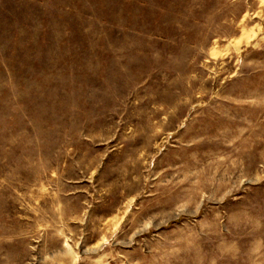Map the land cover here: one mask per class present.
Returning a JSON list of instances; mask_svg holds the SVG:
<instances>
[{"label":"rangeland","instance_id":"374dc122","mask_svg":"<svg viewBox=\"0 0 264 264\" xmlns=\"http://www.w3.org/2000/svg\"><path fill=\"white\" fill-rule=\"evenodd\" d=\"M0 264H264V0H0Z\"/></svg>","mask_w":264,"mask_h":264}]
</instances>
